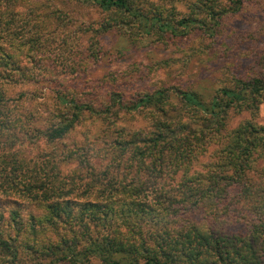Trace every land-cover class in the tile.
I'll use <instances>...</instances> for the list:
<instances>
[{"label":"trees","instance_id":"obj_1","mask_svg":"<svg viewBox=\"0 0 264 264\" xmlns=\"http://www.w3.org/2000/svg\"><path fill=\"white\" fill-rule=\"evenodd\" d=\"M76 1L108 16L101 29L175 37L243 2L229 0L217 14V0ZM0 52L1 82L30 78L2 45ZM262 96L264 72L208 101L183 87L129 104L118 93L97 101L56 93L44 116L12 114L0 90V200L12 203L6 215L0 209V264H264V126L252 119L228 126L230 113L256 109ZM18 100L26 102L24 94ZM121 113H143L151 129L122 126ZM87 115L103 122L101 136L88 138ZM84 124L85 143L107 159L102 170L77 138ZM43 140L54 150L35 160L17 147L3 154ZM75 160L90 173L64 171ZM243 219L244 231L233 228Z\"/></svg>","mask_w":264,"mask_h":264},{"label":"rangeland","instance_id":"obj_2","mask_svg":"<svg viewBox=\"0 0 264 264\" xmlns=\"http://www.w3.org/2000/svg\"><path fill=\"white\" fill-rule=\"evenodd\" d=\"M1 1L0 26L10 24L7 30L0 31V45L30 77L26 81H0V90L10 100L8 107L14 115L28 111L32 115L34 110H40L47 116L56 93L83 96L84 101L118 93L129 104L145 93L183 87L196 89L208 101L220 89L238 88L243 79L264 72V0H243L239 10L204 19L203 26H191L178 37L146 35L129 26L101 29L108 16L76 0H42L38 9L35 6L40 2L36 0H9L7 4ZM217 1L216 13L220 14L224 10L220 6L227 7L230 1ZM29 37H38V43ZM36 45L37 50L33 48ZM21 94L26 102H13ZM248 119L264 126V96L256 109L230 113L228 126ZM118 120L130 129H151L143 113H121ZM85 122L94 123L89 139L102 135L103 122L90 116ZM42 125L40 121L38 126ZM86 127L87 124L78 127L77 138L87 158H93L94 165L102 170L107 159L94 156L96 146L85 143L82 132ZM41 144L27 141L24 146H6L3 154L17 147L35 160L54 150L44 140ZM62 144L57 145L60 148ZM66 147L71 148V144L68 142ZM90 166L75 160L64 171L85 175L90 173ZM2 199L0 209L6 215L12 203ZM239 227L246 229L245 219L237 220L233 226Z\"/></svg>","mask_w":264,"mask_h":264}]
</instances>
